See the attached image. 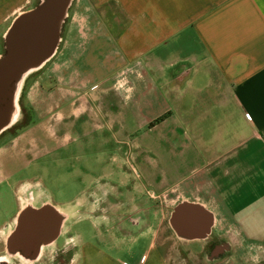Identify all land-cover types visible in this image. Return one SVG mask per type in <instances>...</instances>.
Here are the masks:
<instances>
[{
  "label": "crops",
  "instance_id": "crops-1",
  "mask_svg": "<svg viewBox=\"0 0 264 264\" xmlns=\"http://www.w3.org/2000/svg\"><path fill=\"white\" fill-rule=\"evenodd\" d=\"M37 1L0 0V45ZM67 18L17 100L38 154L73 131L109 136V168L75 170L55 205L71 219L64 264H173L171 250L196 264L211 241L205 264H264V0H73ZM181 202L212 214L208 239L173 231Z\"/></svg>",
  "mask_w": 264,
  "mask_h": 264
},
{
  "label": "water",
  "instance_id": "water-1",
  "mask_svg": "<svg viewBox=\"0 0 264 264\" xmlns=\"http://www.w3.org/2000/svg\"><path fill=\"white\" fill-rule=\"evenodd\" d=\"M72 1L38 0L18 14L6 30L0 55V133L18 116L17 100L24 79L55 55ZM66 217L53 205L21 209L5 241L6 251L26 262L36 261L42 248L58 239ZM169 223L182 240H206L213 217L198 204L181 202L173 209Z\"/></svg>",
  "mask_w": 264,
  "mask_h": 264
},
{
  "label": "rangeland",
  "instance_id": "rangeland-1",
  "mask_svg": "<svg viewBox=\"0 0 264 264\" xmlns=\"http://www.w3.org/2000/svg\"><path fill=\"white\" fill-rule=\"evenodd\" d=\"M34 4V3H32ZM104 13L105 21L110 22L112 15L111 10L106 9ZM69 13V11H68ZM61 33L63 38L65 25ZM118 24V23H117ZM119 25V24H118ZM4 27H2L3 29ZM2 45V42H1ZM0 45V55L3 52V47ZM61 42L59 44V47ZM59 49V48H58ZM57 49V50H58ZM36 72V71H35ZM27 75L31 76L33 73ZM26 77V78H27ZM25 78V79H26ZM24 79V81H25ZM23 81V83H24ZM23 86V84H22ZM21 86V89H22ZM20 89V92H21ZM19 92V95H20ZM18 106V102H17ZM18 109V117L13 126L0 137V143L3 141H15L11 136L19 135L23 141H27L24 145V154L22 155L20 147L8 148L2 151L0 159V264H64L70 257L73 250L71 245H67L66 239L68 225L71 219L66 217L60 229L58 239L51 245L42 248L39 258L36 261L26 262L16 255H12L8 251H4L5 241L9 234L13 231V227L5 228V226L18 213V205L20 202L23 187H31L24 194L21 208H39L42 201L43 205H60L70 199V195L76 192L72 184L74 171L82 172L92 178L97 177L107 167V160L109 152H111L110 144L102 141L103 138H108L106 134L89 133L87 137L81 138L80 135L74 131L69 134V140L65 147H61V143H56L48 152L37 153L31 151L35 145H32L31 132H23L22 125L27 124L25 119L20 118V109ZM82 122V121H81ZM80 123V121H79ZM27 132V131H26ZM41 142H51L45 139L44 135H38ZM84 140V141H83ZM102 142V143H101ZM37 144V142L35 141ZM101 144V145H100ZM1 145V144H0ZM56 147L54 150L53 148ZM28 148L30 150H28ZM39 152V150H38ZM72 172V173H71ZM169 206L175 203V198L168 197ZM56 207V206H55ZM62 212V211H61ZM84 226H82L83 228ZM83 230V229H82ZM218 234L222 233L217 230ZM170 237V242L181 243L182 240L177 238L171 230L158 232V238ZM216 237V236H214ZM169 257L174 260L173 264L181 262V258L175 250H171ZM65 257V259H63ZM59 259H63L62 262ZM4 260L5 262H1ZM172 260V261H173ZM196 264H205L203 256L200 257ZM170 264H172L170 262ZM193 264V263H189Z\"/></svg>",
  "mask_w": 264,
  "mask_h": 264
},
{
  "label": "flooded vegetation",
  "instance_id": "flooded-vegetation-1",
  "mask_svg": "<svg viewBox=\"0 0 264 264\" xmlns=\"http://www.w3.org/2000/svg\"><path fill=\"white\" fill-rule=\"evenodd\" d=\"M18 117V116H17ZM17 119V118H16ZM16 121V120H15ZM14 124V123H13ZM13 124L9 127V128H7L6 130H4L3 132H1L0 133V137L6 132V131H8L12 126H13ZM18 134V133H17ZM12 135L11 137L13 138V139H15V141L13 140V141H3V142H1L0 144V159H1V154H2V151H6V149H8V148H15V145H16V143L18 142V140L21 138V137H19V135ZM20 209H22L21 207H19V205H18V212L20 211ZM1 242V241H0ZM219 242H216V241H211L210 243H209V245H208V248L206 249V251H205V253H204V255H203V259H205V257L207 256V255H210L211 254V252L214 250V247H215V245L216 244H218ZM3 252H6V249H5V246H4V251ZM63 259H65V257L63 258ZM63 259H59V261L60 262H62V260ZM1 262H5L4 260H1Z\"/></svg>",
  "mask_w": 264,
  "mask_h": 264
}]
</instances>
